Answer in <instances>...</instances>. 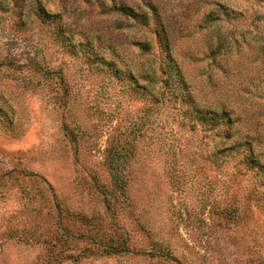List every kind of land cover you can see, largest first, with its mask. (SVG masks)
I'll return each instance as SVG.
<instances>
[{
  "label": "rangeland",
  "instance_id": "374dc122",
  "mask_svg": "<svg viewBox=\"0 0 264 264\" xmlns=\"http://www.w3.org/2000/svg\"><path fill=\"white\" fill-rule=\"evenodd\" d=\"M0 264H264V0H0Z\"/></svg>",
  "mask_w": 264,
  "mask_h": 264
},
{
  "label": "trees",
  "instance_id": "16d2710c",
  "mask_svg": "<svg viewBox=\"0 0 264 264\" xmlns=\"http://www.w3.org/2000/svg\"><path fill=\"white\" fill-rule=\"evenodd\" d=\"M119 9L124 15L130 16V17H135L137 15L130 8H119ZM168 44L169 43L165 40L164 44H163L165 49H168ZM166 59H167L166 67L168 69L166 73H168L170 75L169 80H167V81H170L172 78H175L176 80H174L173 84H171L172 87L177 89V90H179L180 88L186 89L187 86L185 84L184 77L181 74V70L179 69L175 60L173 59L172 56H170V54H167ZM181 95H182V92H181ZM158 99L160 100V98H158ZM198 110L199 109H196L195 112H197ZM201 115H202V113H201ZM203 117H204L203 119H205L207 117L206 114L203 113ZM211 119L217 120L218 122H226L230 126V128L233 125L232 120L230 119V117L225 112L220 113V114L213 112ZM50 240L51 241H49V242L52 243V246H54V247L57 246V244H58L57 239L51 238ZM100 242H102V239L100 240ZM102 244H104L103 246H101L102 250L100 251L102 255H117V254H121V253H124L127 251L125 246H123L121 242L117 243L116 241L110 240V242H106V243L102 242ZM79 257H80V255H79Z\"/></svg>",
  "mask_w": 264,
  "mask_h": 264
}]
</instances>
